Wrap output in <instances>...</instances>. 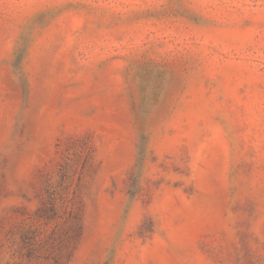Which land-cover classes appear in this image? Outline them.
<instances>
[{
	"label": "rangeland",
	"instance_id": "obj_1",
	"mask_svg": "<svg viewBox=\"0 0 264 264\" xmlns=\"http://www.w3.org/2000/svg\"><path fill=\"white\" fill-rule=\"evenodd\" d=\"M0 264H264V0H0Z\"/></svg>",
	"mask_w": 264,
	"mask_h": 264
}]
</instances>
